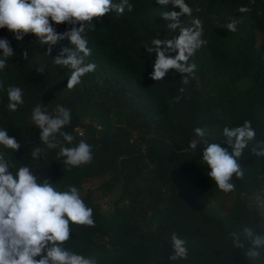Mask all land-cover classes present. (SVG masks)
<instances>
[{"label": "trees", "instance_id": "trees-1", "mask_svg": "<svg viewBox=\"0 0 264 264\" xmlns=\"http://www.w3.org/2000/svg\"><path fill=\"white\" fill-rule=\"evenodd\" d=\"M131 3L132 12L117 16L113 11L93 20L95 29L86 33L92 50L86 62L97 68L71 91L66 88L70 70L52 58L67 41L53 46L50 56L35 35L21 42L0 29V38H7L16 53L0 80L5 89L21 87L25 99L17 112H9L7 93L0 90V129L6 128L21 144L6 156L17 167L33 166L59 190L69 185L80 190L93 209L95 227L71 225L72 239L65 247L95 256L98 264H176L167 260L172 232L188 241L190 251L178 264H249L245 250L232 247L229 232L247 225L264 233V216L250 200L255 194L264 200V157L253 156L250 145L239 161L243 178L234 177L235 190L224 193L208 177L210 168L202 156L205 142L231 152L223 128L244 120L252 122L256 139L264 140V0H186L193 14L180 17L181 23L190 26L192 18L201 19L206 41L190 60L197 70L188 85L174 70L165 80L151 79L155 55L145 47L153 38L177 34L161 14L179 8L157 0ZM241 5L251 11L239 12ZM231 19L239 21L235 33L224 27ZM53 26L58 33L72 27ZM41 67L42 73L37 70ZM36 104L50 114L57 104L71 110V124L63 130L76 137L74 144L84 139L92 146L91 164L68 171L63 158L57 159L58 149L39 144L40 130L31 120ZM228 109L224 118L221 112ZM198 127L205 130L203 137L196 135ZM193 140L196 149L190 147ZM36 145L45 148V159H31ZM118 185L120 196L103 211L102 201ZM255 264H264V259Z\"/></svg>", "mask_w": 264, "mask_h": 264}, {"label": "clouds", "instance_id": "clouds-1", "mask_svg": "<svg viewBox=\"0 0 264 264\" xmlns=\"http://www.w3.org/2000/svg\"><path fill=\"white\" fill-rule=\"evenodd\" d=\"M157 3L165 7L171 4L180 11L161 14L171 21L167 28L177 34L167 39L153 38L150 45L145 46L149 55H155L150 78L156 82L165 80L174 70V73L182 74V84L188 85L189 77L197 70V64L190 60L206 44L202 38L203 22L196 17L191 19L190 26L181 23L180 17H192L193 14V8L186 0H157ZM133 8L131 0H0V29L6 28L15 40L21 42L26 35H35L36 41L48 46L47 54L50 56L53 46L67 41L58 55L52 58L54 64L70 70L66 88L71 91L81 84L82 77L95 72L97 68L95 63L86 62L92 55L86 33L95 29L93 20L113 11L117 16L123 15L124 12H132ZM238 11L248 13L251 7L241 5ZM53 23H66L72 27L58 33ZM238 23L236 19H231L224 27L235 33ZM14 55L16 53L11 42L7 38H0V72L7 69L8 61ZM22 55L25 60L28 59L27 50ZM37 70L42 73L45 69L41 67ZM0 90L7 93L9 112L15 113L25 104L21 87L8 85L5 89L4 82L0 80ZM179 92L184 93L185 88L181 87ZM180 98L176 96L174 99L179 102ZM221 114L227 118L229 109ZM31 120L40 130L39 144L46 146L47 150L58 149L57 159L63 158L68 171L93 162L92 146L84 139L74 144L76 137L63 130L72 121L69 108L57 104L50 114L41 104H36ZM195 133L203 137L205 130L198 127ZM256 135L252 122L244 120L240 126L223 128L222 136L226 137L224 143L230 146L231 152L218 143H204L206 147L202 160L210 168L208 177L220 191L233 192V178H243L244 171L239 161L250 145L253 156L264 157V140H257ZM197 145L195 140L190 143L193 149ZM20 148L21 144L9 135L6 128L0 129V264H98L95 256H85L65 247L72 239L71 225L95 227L93 209L86 205L76 186L69 185L66 190H59L49 179L36 174L33 166L23 164L17 167L12 163L6 151L17 152ZM30 156L32 160H41L42 156L45 159L46 150L36 145L31 149ZM255 196L259 195L251 197V206L262 217L264 200L259 196L261 206L254 200ZM219 204L216 203V207ZM229 237L233 248L245 250L244 256L249 264L264 259V233L245 225L240 231H230ZM168 243L172 248L168 261L178 264L189 258L188 241L177 232L171 233Z\"/></svg>", "mask_w": 264, "mask_h": 264}, {"label": "rangeland", "instance_id": "rangeland-1", "mask_svg": "<svg viewBox=\"0 0 264 264\" xmlns=\"http://www.w3.org/2000/svg\"><path fill=\"white\" fill-rule=\"evenodd\" d=\"M120 193V185L114 187L112 193L104 201H102V210L108 211L109 209H111L113 202L119 197ZM254 200L256 202H259L261 206H263V204L260 202L261 198L259 196H255Z\"/></svg>", "mask_w": 264, "mask_h": 264}]
</instances>
